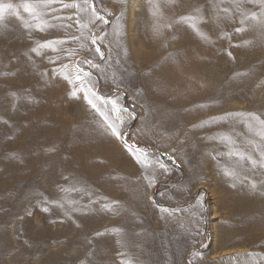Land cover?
I'll return each instance as SVG.
<instances>
[{
  "label": "rangeland",
  "instance_id": "1",
  "mask_svg": "<svg viewBox=\"0 0 264 264\" xmlns=\"http://www.w3.org/2000/svg\"><path fill=\"white\" fill-rule=\"evenodd\" d=\"M0 3V264H264L260 0Z\"/></svg>",
  "mask_w": 264,
  "mask_h": 264
},
{
  "label": "snow or ice",
  "instance_id": "2",
  "mask_svg": "<svg viewBox=\"0 0 264 264\" xmlns=\"http://www.w3.org/2000/svg\"><path fill=\"white\" fill-rule=\"evenodd\" d=\"M87 2H88V0H85V3H87ZM260 2H261V4H262V6H264V0H260ZM40 6H41V5H40L39 3H37L36 5H31V6H29V5H25V10L28 11V12H30V13L35 17V16L37 15V13H36V9L39 8ZM64 6H65V7H78V5H76V4H70V5H64ZM89 6L92 8L93 15H95L97 19H101V20H103L104 23H107V20H104L103 17L99 16L98 13H96L95 8H94V5H89ZM5 7H9V8H10L11 5H7V6H6V5L0 3V20L3 19L4 11H5ZM80 10H81V11H84L85 9H84V8H81ZM260 15H261V16H264V12H261ZM196 19H197V18H196V17H193V16L180 17V20L190 23L191 27L197 32V34H198L202 39L207 40V39H208L207 35H206L205 33L201 32V31L196 27V23L194 22V21H196ZM251 19H253V20H258L259 18H258V16H257L256 13H252V14H251ZM240 22H241V24H243V23H244V20L242 19ZM26 26H27V25H26ZM82 27H83V26H82ZM41 30H43V29H41ZM243 30H244L243 28H237L235 31H237V32H241V31H243ZM224 35H227V34L225 33ZM101 38H102V37H101ZM55 43H63V41H47V42H45L43 45H39V46H40V47H52L53 44H55ZM92 43H93V44H96V43H97V39H96V38H93V39H92ZM246 43H247V42H246ZM36 50H37V49H32V51H36ZM96 51L99 52V47H97ZM228 54L231 56V53H230V52H229ZM85 62H86V63H91L90 61H85ZM85 75H88V74L86 73ZM76 79H77V80H80L81 77H80L79 75H77V76H76ZM72 94L75 95V92H73ZM93 94H94V93H93ZM10 95L14 98V102H15V101H18V100L20 99V97L17 95L16 92H12V93H10ZM89 103L92 104L93 107H97V106H96L91 100H89ZM112 104H113V106H114V108H115V106H116V102H115V101H112ZM13 107H15V103L13 104ZM230 115H243V114H232V113L226 114V116H230ZM247 115H249V116H251L253 119H256L257 121H259V123H260L261 125H264V121H260V120H259V117H256L255 114L249 113V114H247ZM224 118H226V117H220L219 119H224ZM117 119L119 120V119H121V118H120L119 116H117ZM213 119H217V118H213ZM112 133H113L114 135H116V136H120V133H119V131L117 130V127H116V126H112ZM238 155H241V158H242V159L246 158V159L250 160L253 166H255V165L258 163V161L255 160V159H252L251 156H246V157H245V156L242 155V154H238ZM261 156L264 157V153H261ZM137 160H138V162L141 163L145 168H147V167L149 166L150 161H149V159H148V157H147V154L144 152V150H139V154L137 155ZM261 166H264V159H262V161H261ZM161 167H164V166L161 164ZM226 174L229 175V176H233V177L236 176V173H235V172H227ZM148 179H149V183H150V184H151V183L153 182V180H154V178H148ZM251 187H252L253 189H255V188H256V184L253 183V184L251 185ZM51 203H57V204H58L59 202H58V201H51ZM114 203H118V202H115V201H114V202H111V203H109V204L104 205L105 209H111L112 204H114ZM60 206L63 207V205H60ZM44 211H48V209L45 208ZM112 230H113V231H116V232L119 231V229H112ZM125 264H130V262H125Z\"/></svg>",
  "mask_w": 264,
  "mask_h": 264
}]
</instances>
